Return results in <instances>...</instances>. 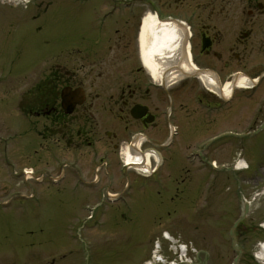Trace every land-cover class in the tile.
<instances>
[{
  "label": "rangeland",
  "instance_id": "374dc122",
  "mask_svg": "<svg viewBox=\"0 0 264 264\" xmlns=\"http://www.w3.org/2000/svg\"><path fill=\"white\" fill-rule=\"evenodd\" d=\"M121 1L0 0V264H140L156 250L165 261L159 264H167L178 257L175 246L161 238L164 231L187 246L192 264L198 261L191 250L200 251L199 259L206 264H232L237 253L228 231L242 213L239 192L249 202V212L238 233L237 247L244 256L238 264H259L253 254L264 241V81L256 92L236 90L231 103L211 119L189 93L182 102V118L199 119L203 125L173 116L179 130L174 144L160 149L162 165L151 178L123 171L111 149L101 154L110 145L104 137L97 143L102 151H92L75 137L76 125L68 122L61 131L52 117L31 119L20 113V95L46 77L56 61L71 62V44L98 49L94 43L100 26L115 19L102 23L103 11ZM84 61L65 66L76 71L86 104L95 92L100 94L98 104L112 90L101 85L104 79L96 77V67L91 70ZM254 61H234L229 71ZM258 105L263 107L253 122ZM252 122V133L224 137L203 150L206 160L233 167L241 156L249 169L234 170L233 179L195 159L183 172L189 144L226 129L246 134ZM166 135L167 130L162 137ZM147 137L145 147H152L154 138ZM24 168L33 170L32 178L22 176ZM108 193H117L120 200L109 202ZM175 194L179 198H172Z\"/></svg>",
  "mask_w": 264,
  "mask_h": 264
},
{
  "label": "flooded vegetation",
  "instance_id": "af4514ba",
  "mask_svg": "<svg viewBox=\"0 0 264 264\" xmlns=\"http://www.w3.org/2000/svg\"><path fill=\"white\" fill-rule=\"evenodd\" d=\"M158 2L155 3V8L158 11L170 10L169 16H173L175 19L180 17L187 19L186 21L190 25L191 43L195 39L199 40L198 61L203 60V69L212 68L211 66L215 64L213 60L222 59L223 57L241 58L251 55L256 49L252 39H254L257 30H262L264 26V0H244V4L240 9L241 16L235 25L237 35L231 43L225 39V34L234 28V25L227 23L233 9H229L224 0H221V2H217V0L210 2H196V0ZM142 12L143 9L137 8L133 14H125L123 24L115 28V48L127 64V67L123 68L127 79L122 80L118 87L119 100L125 107L133 105L147 107L145 115L138 121L129 120L128 116L125 115L123 119L126 121V128L132 122H135L141 129L152 128L161 133L165 124L161 120L160 108L157 105H150L148 102L151 100L159 101V98H162V95L165 96V93L161 90L160 92L157 90L154 92V86L142 67L137 52L136 37ZM202 39L209 41L208 47H205L203 51L201 50ZM257 45L260 50L256 53L264 55V50H261L264 42L260 41ZM224 67H228V62L224 63ZM203 97L212 107V96L203 93ZM119 111L122 112L121 109ZM150 112L153 120L152 123L148 124L147 118L150 117ZM118 117L122 118L123 115Z\"/></svg>",
  "mask_w": 264,
  "mask_h": 264
},
{
  "label": "bare ground",
  "instance_id": "6f19581e",
  "mask_svg": "<svg viewBox=\"0 0 264 264\" xmlns=\"http://www.w3.org/2000/svg\"><path fill=\"white\" fill-rule=\"evenodd\" d=\"M179 39V33H177L176 29L173 26H161L157 23L154 16L151 15L144 18L140 32L141 57L144 65L146 66L154 80L158 81L161 77L160 70L157 69V65L154 62L155 56H163L161 55V53L165 51V56H167V58L163 57L166 60L165 66L173 65L172 63L175 62L178 58L177 52L179 51ZM156 53L157 55H155ZM186 67L187 65L181 61V70L179 69L177 71H168V81H173V79L180 78L181 74H183L187 70ZM208 77L209 76L205 77V81L207 85H210L212 83V80ZM253 82L254 81L250 80L245 75H239L233 80L231 84H226L223 87L221 94L224 97L231 96L235 88H249L253 84ZM137 144L138 143H136V145ZM146 158L147 156L132 153L128 154L126 162L128 166H134L136 169L140 170V168H142L145 170ZM245 167L246 165L243 161H239L236 164L237 169H242ZM261 250L262 252L258 255V257H260L259 260L264 259V246L261 248ZM152 258V260L146 262L145 264H155V261H157V259L155 257Z\"/></svg>",
  "mask_w": 264,
  "mask_h": 264
}]
</instances>
